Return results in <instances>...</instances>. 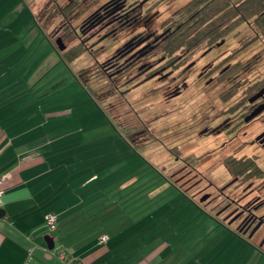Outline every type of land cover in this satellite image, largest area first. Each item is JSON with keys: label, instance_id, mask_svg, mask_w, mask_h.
I'll return each instance as SVG.
<instances>
[{"label": "rangeland", "instance_id": "374dc122", "mask_svg": "<svg viewBox=\"0 0 264 264\" xmlns=\"http://www.w3.org/2000/svg\"><path fill=\"white\" fill-rule=\"evenodd\" d=\"M61 1L63 6L72 5V1L76 4L72 8L70 5L63 8L65 13L72 10V15L70 22L62 24L60 33L68 34L67 39L75 41L70 43V47L77 45L79 53L73 58H63L74 68L83 66V73L80 70L75 74L71 68L73 72L62 70V78L67 84L73 78L72 74L77 83L72 87H81L93 97V107L99 113L87 114L92 124L73 140V145L77 144L76 148L80 151L77 152L79 166L86 162L90 165L88 169L79 167L78 170H83L78 175L84 177L83 172L88 171L87 175L98 177L81 191L104 196V200L109 198L110 207L116 208L114 212L121 215L127 213L124 218L116 215L115 218L120 220L117 222L119 226L114 224L117 229H126L122 234L125 232L127 237L137 228L138 234L144 238L147 235L163 238L172 244L171 247L178 242L184 246L190 244V249H186L189 254H185L190 261L198 256L209 263L217 257L233 255L242 264H264L259 263L255 248L246 238L229 227H226L229 230L226 232L223 229L225 225L219 224L221 218L216 219L211 212L201 209L188 190L193 171L188 176L185 174L188 169L196 168L215 185L227 180L221 165L213 163L216 167L205 166L209 163L204 164L205 158L200 157L202 150L197 146H203L204 140L198 132L205 124L204 116L215 118L219 113L230 112L232 102L241 99L244 87L228 88L224 82L220 83V87L208 86L205 97L197 93L189 99L166 101L161 94H152L154 81H143L145 74L137 75V63L121 73L116 72L119 66H109L111 58L119 56V48L129 37L156 29L158 23L187 0H159L162 2L157 6L155 15L143 14L111 36L106 34V30L102 31V27L95 26L96 16H93L92 23L86 26L89 34L94 33L89 39L81 37L78 31L98 5L96 0H66V4L65 0ZM80 22L82 25L78 26ZM255 32L254 25L240 24L224 36L223 48L238 50L235 57L244 67L241 70L247 68L242 71L239 80L261 84L264 83V39L261 36L254 38ZM242 42H245L244 46ZM80 43L88 48L80 49ZM150 60L144 59L146 66ZM75 107L81 115L87 110V105L80 102ZM63 144L68 146L66 140ZM258 163L264 166V162ZM202 186L200 184L195 189ZM130 213H136V216L132 219Z\"/></svg>", "mask_w": 264, "mask_h": 264}, {"label": "crops", "instance_id": "0c3cea01", "mask_svg": "<svg viewBox=\"0 0 264 264\" xmlns=\"http://www.w3.org/2000/svg\"><path fill=\"white\" fill-rule=\"evenodd\" d=\"M65 6L61 0H0V177L6 176L0 183V264H62L60 252L82 264H242L233 255L190 261V244L171 247L163 238H144L137 228L127 237L115 218L127 213L114 212L109 198L81 191L98 177L78 175L90 165L79 166L73 140L92 124L87 114L99 113L93 97L72 87V74L67 84L62 78L71 69L83 73L53 42L70 22L72 10L64 17ZM68 42L66 47L75 43ZM79 102L87 105L84 115L75 107ZM48 214L56 217L53 229L45 224ZM255 252L264 262V253Z\"/></svg>", "mask_w": 264, "mask_h": 264}, {"label": "flooded vegetation", "instance_id": "af4514ba", "mask_svg": "<svg viewBox=\"0 0 264 264\" xmlns=\"http://www.w3.org/2000/svg\"><path fill=\"white\" fill-rule=\"evenodd\" d=\"M127 1L96 0L98 5L89 17L96 16L95 26L102 27V31L106 30V34L111 36L117 29L128 27L143 14L155 15L157 6L162 2L159 0ZM175 12L176 9L167 16L170 18L168 22L170 25L173 20L179 19ZM164 21L158 23L156 29L149 33L144 31L145 33L129 37L119 48V56L114 55L111 58L109 66L117 68L119 66L116 72L121 73L137 63V75L145 74L143 81L148 79L154 81L155 87L152 94L159 93L166 101L189 99L197 93H202L205 97L208 86L216 87L224 82L238 87L239 77L243 71L240 69L244 67L235 57L236 48H223L224 40L200 50L187 47L184 51L177 52L176 59L172 61L167 59L161 51L165 38L170 35L173 28L168 24L164 25ZM80 25H82L81 22L78 26ZM78 32L85 39H89L94 34L92 32L89 34L90 31L83 33L82 26ZM59 36L64 44L63 52L66 42L62 35L59 34ZM84 46L87 47V45ZM146 58H151L147 66L144 63ZM231 60L233 63L229 64ZM257 86L249 95L245 97L242 95L239 100L235 99L231 104L230 112L219 113L215 118L204 116L205 124L198 132L204 140L202 148L197 146L199 150H202L200 157L205 158L204 164L209 163L205 166L212 168L221 165L225 169L227 180L220 185H215L196 168L190 171L188 169L185 174L188 176L193 171V180L190 181L188 190L190 196L198 201L201 209L211 212L217 217L216 219L221 218L219 219L221 225L233 229L246 238L256 250L264 253V166H259L258 163L264 162V92L257 98H253L261 89H264V83H259ZM173 114L176 115V113ZM182 122L185 126L183 120ZM240 165L252 166L256 170L244 171L238 168ZM183 167L186 168L184 165ZM191 168L194 167L191 166ZM200 184L203 186L195 189Z\"/></svg>", "mask_w": 264, "mask_h": 264}, {"label": "trees", "instance_id": "16d2710c", "mask_svg": "<svg viewBox=\"0 0 264 264\" xmlns=\"http://www.w3.org/2000/svg\"><path fill=\"white\" fill-rule=\"evenodd\" d=\"M72 3L75 4L74 1ZM73 4H69L71 8ZM67 13L63 11V16L66 17ZM175 13L179 19L171 21L172 25L168 24L170 18L166 17L164 19L163 24H168L173 28L170 35L165 38L161 50L163 55L172 61L176 59L177 52H182L187 47L200 50L215 45L218 41H223L224 36L240 24L254 25L256 31L254 38L261 36L264 39V0H187L183 6L176 9ZM92 20V17L85 20L84 26H82L83 33L88 31L86 26L91 24ZM62 36L64 42L68 43V34H63ZM244 45L245 42H242V46ZM70 48H75L76 50H71ZM79 48L85 49L84 44L80 43ZM61 54L65 57H75L79 54L77 45L76 47H66ZM232 63V60L229 61V64ZM258 84L247 80H239L238 87H244L242 95L245 97L256 89ZM227 87L235 88V86L230 85ZM238 168L244 171L256 170L252 166L240 165Z\"/></svg>", "mask_w": 264, "mask_h": 264}, {"label": "built area", "instance_id": "2783aa9c", "mask_svg": "<svg viewBox=\"0 0 264 264\" xmlns=\"http://www.w3.org/2000/svg\"><path fill=\"white\" fill-rule=\"evenodd\" d=\"M6 178V176H2L0 177V183H2L4 181V179ZM1 191H0V197H1ZM0 205H1V200H0ZM46 220V226L50 229H53L55 227L56 224V217L52 214H48L45 217ZM106 239V236H102L101 237V241H104ZM60 261L62 262V264H82L80 261L77 260H73V259H68L65 257V255L63 254V252H60L58 255Z\"/></svg>", "mask_w": 264, "mask_h": 264}, {"label": "water", "instance_id": "95a60500", "mask_svg": "<svg viewBox=\"0 0 264 264\" xmlns=\"http://www.w3.org/2000/svg\"><path fill=\"white\" fill-rule=\"evenodd\" d=\"M54 43L57 47L58 50L62 51L64 49V44L62 43V40L60 37L56 38L54 40ZM262 92H264V89H261L259 91V93H257L253 98H257V96H259V94H262ZM2 212V210L0 209V213ZM44 242L46 244L47 249H52L53 248V238L52 236L46 234L45 236H43Z\"/></svg>", "mask_w": 264, "mask_h": 264}]
</instances>
